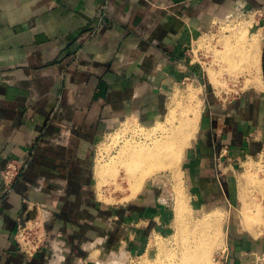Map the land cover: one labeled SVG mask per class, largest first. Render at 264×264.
Masks as SVG:
<instances>
[{
	"label": "crops",
	"instance_id": "obj_1",
	"mask_svg": "<svg viewBox=\"0 0 264 264\" xmlns=\"http://www.w3.org/2000/svg\"><path fill=\"white\" fill-rule=\"evenodd\" d=\"M254 10L264 22V0H0V264H77L71 247L51 262L47 251L30 259L19 250L28 204L46 205V228L70 246L85 244L78 238L93 234L94 219L99 245L137 241L127 225L135 226L139 204L118 210L120 225L105 230L108 212L93 200L94 147L126 120L165 112L175 85L200 76L189 63L192 44ZM263 105L261 92L227 109L212 102L202 109L187 161L200 187L206 180L195 171L213 176L222 151L233 172L261 147L247 138L263 126ZM11 162L27 169L7 192ZM257 257L264 264V232L229 238L220 264H257Z\"/></svg>",
	"mask_w": 264,
	"mask_h": 264
},
{
	"label": "rangeland",
	"instance_id": "obj_2",
	"mask_svg": "<svg viewBox=\"0 0 264 264\" xmlns=\"http://www.w3.org/2000/svg\"><path fill=\"white\" fill-rule=\"evenodd\" d=\"M259 17L260 16L257 15V12L254 10L248 16L225 20L220 22L210 33L203 35L198 43L197 41L193 43L191 48L194 53L190 52L188 59L189 63L192 64L196 70L198 69L200 76L179 82L175 85L173 93L181 91V93L186 94L189 90H193L198 100L202 103V109H204L209 102L224 108L226 107L227 109L230 102L240 99L245 94L264 92V60L262 57L264 44L262 27L264 22L260 21ZM246 26L249 29V36L259 35L258 43L261 53L260 68L255 69L254 66L249 65L248 62H243L240 64V68L236 69L233 73L228 70V63L222 59L220 60L216 52L225 50V46L221 43L225 35L230 36L232 35L231 32L234 33L241 27ZM197 46L201 49V54L197 52ZM209 70H213L218 74V78L220 77L219 85L210 83ZM257 75L260 76L262 81L261 85L259 84L260 86L255 84L256 77H259ZM250 83L254 85L252 86ZM171 96L172 95L165 101V112H158L159 115L156 114L151 118L144 117L141 118V120H126L118 130L107 134L102 141L97 142L92 151L93 200L102 208L103 213L108 212L106 215L103 214L107 217L105 219L107 223H105V228L107 229H104L107 230L108 234L113 230L115 232V227L118 223L116 220L117 211L123 207L131 206L132 204H139L140 209L137 212L138 216L136 217L135 226L132 227L127 225V228L136 231L135 240L137 241L125 240L118 243L117 238L113 239L112 237L108 243L101 242L102 245H99V242H97V240L95 241L94 237L97 231H101L98 225L100 219H94L92 222L91 226L94 227L93 234L84 238H78L79 241L81 239H88L82 242L85 244H79V246H70L65 242L67 240L64 241L61 237L59 239L56 235L53 236L51 231L48 230V236L51 237V242H47L43 250L49 252L50 262L54 261V259L56 260L60 253L64 251L70 252V247L73 249L75 248L76 252L79 254L77 264H118V262L119 264H138L144 257L154 260L157 256H160L158 252L159 248L165 249L164 254L166 253L165 257L164 254H161L162 264L166 262L170 264V261H173L172 257L180 248V241L178 240L180 239V234L175 224L176 195L171 174L169 172H163L162 175L161 172V174L157 176L158 178L148 179L135 197L131 196V183L124 179L125 171L121 166L120 169L116 168L115 171L113 170V172H110L111 174L108 173L106 175V180L109 181L101 186L100 189L97 187L98 184L96 180V169L99 162L103 163L104 161H108L109 155L110 157L116 155V151L113 150L112 152V147H110L113 146L114 137L122 133L121 130H124L129 124L141 130L142 128L146 131L151 129L157 122L156 120L160 121L167 115L168 101H170ZM203 115L204 112H202V116ZM200 130L201 121L197 134L192 138L181 163L182 175L184 174L182 186L184 193H187L185 195L186 200L189 199L187 200V207L190 210L188 214L191 216L192 220L194 219V222L195 220L196 222L200 221L201 218L203 219V217L210 212L221 213L220 215L223 214L225 217L224 228H222L224 230L222 231L225 244L222 243L224 246L222 245L220 249L218 248L214 251V255L212 254V260L216 264H220L222 251L226 247L229 238L248 237L250 235L259 236L260 233L264 232V228H262V226H264V185H261V182H264V120L262 128L260 126L257 133L247 138L250 142L258 141L261 143V147L256 149L254 154H248L249 156L245 154L241 156V162L233 172L229 171L227 168V162L231 159L229 152L223 151L217 156L214 162L213 176L202 175V177H199L198 174L196 175L195 171V178L198 177V180L200 178L201 180L205 178L206 180V182H203V188L196 183V179L193 180L187 165L189 152L194 148ZM116 172L118 173V179L115 181L114 176ZM161 176L163 177L162 179ZM241 186H243V188ZM243 193H245L247 197H242ZM244 198H247L245 200L251 199L249 202L254 205V212L252 213L254 222L252 223V228L248 231L243 227L240 216L241 204ZM129 235L128 237L131 238L132 234L129 233ZM155 241L159 243L158 248L153 244ZM167 245L169 246L166 248L165 246ZM81 248H83V250ZM119 251L125 252L121 261L119 259L117 261V259L111 257V252L119 253ZM170 253L173 254L171 255ZM256 263H261L259 257H257Z\"/></svg>",
	"mask_w": 264,
	"mask_h": 264
},
{
	"label": "bare ground",
	"instance_id": "obj_3",
	"mask_svg": "<svg viewBox=\"0 0 264 264\" xmlns=\"http://www.w3.org/2000/svg\"><path fill=\"white\" fill-rule=\"evenodd\" d=\"M248 30L247 26L241 27L238 31L231 32L232 35H225L223 41H221L225 46V50L216 52L220 60L222 59L228 63V70L230 72L234 73L236 69L240 68V64L243 62H248L255 69L260 68L261 53L258 43L259 35L249 36ZM209 78L211 84H220V77L218 78V74L213 70H209ZM261 83L260 76L256 77L255 84L260 86ZM250 85L252 84L250 83ZM168 102V113L163 117L164 120H156L155 125L148 131L143 130V128L142 130L138 129L133 125L131 126V124L124 125L126 128L121 130L122 133L114 137L113 146H110L112 147V149L110 148L112 152L113 150L116 151V155L110 157L109 152L108 161H104V164L99 162L97 166V187L100 189L101 186L109 181L106 180V175L113 172V170L115 171L116 168L120 169L121 166L125 171L124 179L131 183V196L135 197L148 179L158 178L157 176L161 172L162 175L163 172H169L176 195L175 224L180 234V239H178L180 241V248L172 257L173 261H170V264H216L212 260V254L218 248L220 249L223 245L222 243L225 244L223 241L224 230L222 229L224 228L225 217L223 214L220 215L221 213L210 212L203 219L201 218L200 221L196 222L195 220L194 222V219L192 220L188 214L190 210L187 207V200L189 199L186 200L185 195L187 193H184L182 186L184 174L182 175L181 163L192 138L197 134L202 114V103L198 100L193 90H189L186 94L181 93V91H176ZM118 173L116 172L114 176L115 181L118 179ZM261 185H264V182H261ZM241 187L243 188V186ZM243 196L247 197L245 193H243ZM245 199L247 198L241 199L240 216L243 227L248 231L252 228V223L254 222L252 219L254 205L249 202L251 199ZM153 244L158 248V242L155 241ZM169 245L165 247L167 248ZM158 250L160 256H157L156 259L152 260L144 257L138 264H162L161 254H164L165 249L159 248ZM124 253L123 251H119V253L111 252V257L117 259V261L118 259L121 261ZM165 255L166 253L164 257Z\"/></svg>",
	"mask_w": 264,
	"mask_h": 264
},
{
	"label": "built area",
	"instance_id": "obj_4",
	"mask_svg": "<svg viewBox=\"0 0 264 264\" xmlns=\"http://www.w3.org/2000/svg\"><path fill=\"white\" fill-rule=\"evenodd\" d=\"M200 51L201 49L197 46V52L200 53ZM190 52L194 53L192 48L189 54ZM26 169L27 164L25 162H11L7 165L3 175V183L7 192L13 190V186L25 174ZM27 207L26 217L20 221L16 232V241L19 250L32 259L43 251L47 242H51V237L48 236L49 233L46 228V223L50 220V213L46 205L35 208L28 204ZM38 212H42V214L39 215Z\"/></svg>",
	"mask_w": 264,
	"mask_h": 264
}]
</instances>
